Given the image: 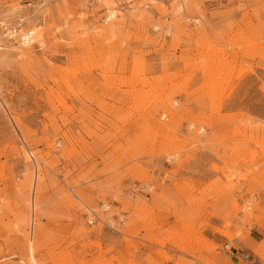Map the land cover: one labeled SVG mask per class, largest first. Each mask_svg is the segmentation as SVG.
<instances>
[{"label": "rangeland", "instance_id": "rangeland-1", "mask_svg": "<svg viewBox=\"0 0 264 264\" xmlns=\"http://www.w3.org/2000/svg\"><path fill=\"white\" fill-rule=\"evenodd\" d=\"M263 37L264 0H0V264H264Z\"/></svg>", "mask_w": 264, "mask_h": 264}, {"label": "bare ground", "instance_id": "bare-ground-1", "mask_svg": "<svg viewBox=\"0 0 264 264\" xmlns=\"http://www.w3.org/2000/svg\"><path fill=\"white\" fill-rule=\"evenodd\" d=\"M112 15H113V13L111 12L110 13V15H109V18H111L112 17ZM1 25H3V24H1ZM5 30V29H4ZM13 31V29H11V36L10 37H14V35H12V33L14 32H12ZM4 33V32H3ZM5 33H7V29L5 30ZM31 32H30V34L28 33H26V35H23V36H21V35H18V38L20 39V41L24 44V45H26V46H28L29 45V43H30V41L32 40V36H31ZM3 35V34H2ZM263 40H264V37H263Z\"/></svg>", "mask_w": 264, "mask_h": 264}, {"label": "crops", "instance_id": "crops-1", "mask_svg": "<svg viewBox=\"0 0 264 264\" xmlns=\"http://www.w3.org/2000/svg\"><path fill=\"white\" fill-rule=\"evenodd\" d=\"M249 238L255 240V238H254L253 236H249V237H247V238H245V239L247 240V239H249ZM238 240H239V238H237V239L233 242V246L231 247V249L234 250V252L231 251V258H234V259L237 258L238 251H239V249H238V247H237ZM235 263H236V262H235Z\"/></svg>", "mask_w": 264, "mask_h": 264}]
</instances>
